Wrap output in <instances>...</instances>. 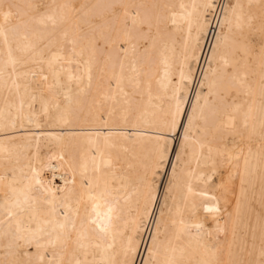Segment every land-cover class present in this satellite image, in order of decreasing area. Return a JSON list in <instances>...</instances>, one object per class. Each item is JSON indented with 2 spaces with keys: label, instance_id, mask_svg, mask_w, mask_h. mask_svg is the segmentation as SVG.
<instances>
[{
  "label": "bare ground",
  "instance_id": "1",
  "mask_svg": "<svg viewBox=\"0 0 264 264\" xmlns=\"http://www.w3.org/2000/svg\"><path fill=\"white\" fill-rule=\"evenodd\" d=\"M0 264H264V0H0Z\"/></svg>",
  "mask_w": 264,
  "mask_h": 264
}]
</instances>
